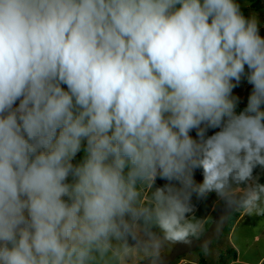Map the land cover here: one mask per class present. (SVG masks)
I'll return each mask as SVG.
<instances>
[{
  "label": "clouds",
  "instance_id": "clouds-1",
  "mask_svg": "<svg viewBox=\"0 0 264 264\" xmlns=\"http://www.w3.org/2000/svg\"><path fill=\"white\" fill-rule=\"evenodd\" d=\"M257 168L264 36L238 0H0V264H166L205 233L194 196L264 215Z\"/></svg>",
  "mask_w": 264,
  "mask_h": 264
},
{
  "label": "rangeland",
  "instance_id": "rangeland-1",
  "mask_svg": "<svg viewBox=\"0 0 264 264\" xmlns=\"http://www.w3.org/2000/svg\"><path fill=\"white\" fill-rule=\"evenodd\" d=\"M238 3H240L241 7H247V17H250L253 14L258 17L260 21V34L261 36H264V2L258 10L249 8V1L247 0H238ZM248 86L250 85H248L247 82L244 81L241 86L234 91V94L240 97L241 102L239 103V105L245 103L243 96ZM209 134H212V132H210ZM192 135L195 136V132H193ZM196 180L198 182H202L203 180V176L199 171L196 173ZM163 183L164 181L157 180L158 186L163 185ZM145 190L146 188L143 189L142 196ZM151 191L152 190L150 189V192L148 194L149 199L151 196ZM215 197L216 194L211 193L207 200L197 201L194 196L193 204L196 205L194 215L197 218H202L206 213L207 207L209 206L211 201L215 199ZM212 217L213 214L211 213L208 220H206L207 222L205 224V229L211 222ZM255 236L257 237L255 238ZM231 243L236 244H234V246L237 248V254L239 256L238 260H236V258L234 259V256L227 251L229 248H233ZM174 244H168L164 249V253H168L172 249ZM134 254L135 253H131L127 257H122L117 262V264H124V261H126L127 258L130 259L131 257H133ZM263 254L264 215H258L256 211H253L252 213L245 212L244 216L241 219H237L232 227L226 226L222 235L211 242L207 251H204L203 248H196L193 251L187 252L177 257L171 264H220L219 261L221 256L225 261V264H254V262H257V260ZM137 255L139 258H141L139 261L144 259L143 253H139ZM201 260H203L204 263H201Z\"/></svg>",
  "mask_w": 264,
  "mask_h": 264
},
{
  "label": "water",
  "instance_id": "water-1",
  "mask_svg": "<svg viewBox=\"0 0 264 264\" xmlns=\"http://www.w3.org/2000/svg\"><path fill=\"white\" fill-rule=\"evenodd\" d=\"M223 214H224L223 207L219 203V204H217V206L214 209V214H213V217H212L210 224L205 229V233L199 237V240H195V238H194V243L192 244L191 247H187V246H185L179 242L175 243L174 246L172 247V249L168 253H164V255L167 257L166 264H171L177 257H179V256H181L187 252L193 251L196 248H202L200 242L203 241L206 237L210 238V241L212 242L214 239L221 236L225 227L228 224V219H229V215H230V214L227 215L226 219L221 224L220 223V217ZM217 229H219V230H217ZM211 242H210V244H211ZM137 264H146V260L143 259V260L139 261Z\"/></svg>",
  "mask_w": 264,
  "mask_h": 264
},
{
  "label": "trees",
  "instance_id": "trees-1",
  "mask_svg": "<svg viewBox=\"0 0 264 264\" xmlns=\"http://www.w3.org/2000/svg\"><path fill=\"white\" fill-rule=\"evenodd\" d=\"M247 1H249V7L256 9V10L260 9V7L262 6V3L264 2V0H247ZM241 10L244 13V15L246 16L247 7H241ZM250 93H251V85L247 87L245 94L243 96L245 103L239 105L236 109L237 114H239V112L243 111V109L247 106L248 96L250 95ZM82 156H83V152L79 153L74 162H78L82 158ZM255 175H257L259 177V182L264 184V169L257 168L255 170ZM145 201L147 202V200H145ZM241 211H243V210H241ZM241 211L232 212L229 215L228 224H227L228 227L233 226L234 222L236 221L237 217L240 215ZM156 231L159 232V229H156ZM227 251L229 253H231L234 257L236 256V250L234 248L231 247ZM200 262L204 263L203 260H201ZM219 262H220V264H225V261L222 259V256H221Z\"/></svg>",
  "mask_w": 264,
  "mask_h": 264
},
{
  "label": "crops",
  "instance_id": "crops-1",
  "mask_svg": "<svg viewBox=\"0 0 264 264\" xmlns=\"http://www.w3.org/2000/svg\"><path fill=\"white\" fill-rule=\"evenodd\" d=\"M250 8V7H249ZM248 10V9H247ZM247 10H246V12H247ZM199 174V173H198ZM149 192H150V189H148V188H146V190L144 191V194H143V197L145 198V200H149V198H148V194H149ZM217 204H219V202H218V198L217 197H215V199H213L212 201H211V203L209 204V206L207 207V209H206V213H205V215L202 217V218H205L206 220H208V218H209V215L212 213V214H214V209H215V207L217 206ZM245 212L246 211H241V213H240V215L238 216V218L237 219H241L243 216H244V214H245ZM237 219H236V221H237ZM210 224V223H209ZM257 236H255V238H256ZM232 244V246H233V248L236 250V256L234 257V259L236 258V260H238V258H239V256H238V254H237V248L234 246V244L235 243H231ZM236 245V244H235ZM141 258H139L138 257V255L135 253L134 254V256L133 257H131L130 259H126V261H124V264H136L139 260H140ZM262 259H264V254L257 260V262H254V264H259V262L262 260ZM247 264H249V263H247Z\"/></svg>",
  "mask_w": 264,
  "mask_h": 264
}]
</instances>
